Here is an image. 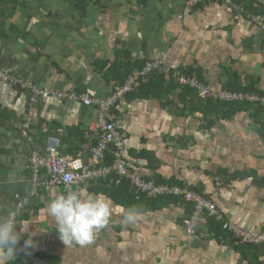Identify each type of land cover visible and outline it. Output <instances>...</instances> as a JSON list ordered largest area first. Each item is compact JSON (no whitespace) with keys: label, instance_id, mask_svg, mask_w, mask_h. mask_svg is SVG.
I'll return each mask as SVG.
<instances>
[{"label":"crops","instance_id":"1","mask_svg":"<svg viewBox=\"0 0 264 264\" xmlns=\"http://www.w3.org/2000/svg\"><path fill=\"white\" fill-rule=\"evenodd\" d=\"M239 1L249 13L264 12V0ZM118 49L127 51L132 63L165 54L171 70L167 85L174 83L172 70L192 68L193 74L184 75L199 71L206 84L224 89L229 68L241 85L251 77L264 92V32L248 15L228 14L219 3L188 8L186 0H0V72L42 88L107 97L119 84L107 82L103 64H113ZM180 92L165 90L161 99L127 96L112 110L129 147V169L149 180L160 176L196 187L227 221L253 233L263 231L264 185L241 177L254 171L264 179V140L253 121L234 110L206 127L202 114L182 113ZM96 116L95 108L66 100L32 102L28 91L0 81V212L13 208L18 198L27 200L20 222L28 232L21 245L29 232L39 242L30 255L18 253L15 264H264V245L234 246L231 233L216 239L206 223L188 236L183 221L191 205L135 195L126 207L104 194L100 182L79 188L108 199L109 224L91 243L63 244L57 232H50L55 224L47 204L64 191L31 197L28 159L43 152L50 138L59 140L65 155L89 148L97 134L87 123ZM27 122L33 142L21 133ZM133 209L137 219L125 223Z\"/></svg>","mask_w":264,"mask_h":264},{"label":"built area","instance_id":"2","mask_svg":"<svg viewBox=\"0 0 264 264\" xmlns=\"http://www.w3.org/2000/svg\"><path fill=\"white\" fill-rule=\"evenodd\" d=\"M207 2L223 5L231 15L241 16L246 12L243 6H238L233 0H186V6L194 8ZM251 22L264 32V14H253ZM164 55L162 53L159 57L148 61L143 69L130 75L123 85L107 97H97L88 91L42 88L12 74L0 72V81L28 91L32 102L40 97H51L95 108L97 111L96 118L87 123L88 129L97 134L96 143L89 148L78 151L75 155H65L59 151V140L50 138L43 152L35 151L30 155L27 168L32 178L31 197L38 195L39 191L49 192L54 189L70 191L91 183L105 182L108 187L128 183L138 198L172 197L191 205V213L183 221L188 236L196 235L206 223V216H209L222 221L223 228L234 236L237 244L264 245V230L253 233L227 221L215 202L204 195L187 187L157 184L129 169L127 162L129 147L125 135L112 120L111 113L119 102L137 89L151 74H167L171 71L165 64ZM173 78L179 86L193 90L202 99L227 103H258L264 107V95L214 89L196 75H184L177 71L173 72ZM21 133L25 140L33 142L34 132L30 122L23 125ZM86 154H88L87 158ZM109 156L112 157L110 162H108ZM14 207L19 208L23 214L24 200L18 198Z\"/></svg>","mask_w":264,"mask_h":264},{"label":"trees","instance_id":"3","mask_svg":"<svg viewBox=\"0 0 264 264\" xmlns=\"http://www.w3.org/2000/svg\"><path fill=\"white\" fill-rule=\"evenodd\" d=\"M12 1V0H8ZM238 6L241 5L244 7L243 4L240 3L239 0H233ZM142 4L146 3V1H141ZM203 5V4H201ZM199 5V6H201ZM195 8V7H194ZM255 13H261L264 14V12H254L249 13L247 10L246 12H243L242 15H248L249 19L251 20V17ZM148 61H140L137 63H132L130 61V54L127 51H122L120 49L117 50V57L116 61L111 64L109 67L107 64H103V69H106L103 76L107 80L108 83H115L117 82L119 86L123 85L128 77L135 73L138 70L143 69L145 64ZM103 71V70H102ZM192 71L194 69H180L179 72L182 74H193ZM197 71V70H195ZM226 73V85L224 87L225 90L233 91V92H244V93H255L259 95H264L263 91H260L257 88V81L252 79L251 77L247 78V84L241 85L238 81V78L236 76L235 72H231V69H225ZM173 72H176V70H172L171 77L173 78ZM197 76L204 81L201 73L197 71ZM174 83L169 82L167 85V77L166 74L162 73H153L147 78V82H143L140 84V86L131 94L128 95V98L130 99H152L157 98L161 99L165 93L164 91L167 90L169 92L176 91V89H180V97L179 100L184 102L185 106L182 113L188 114V113H200L203 115L204 118H206V127H212L215 124V121L219 119L221 116L226 117L231 112L235 111H243L248 113L249 119L253 121L254 128H256V132L261 138V140H264V107L257 104H251L247 102L242 103H227V102H221V101H214L213 99H202L200 98L193 90L179 86L176 80L173 78ZM205 82V81H204ZM171 83V84H170ZM176 83V84H175ZM206 83V82H205ZM167 93V92H166ZM78 129H76L77 131ZM112 160V157L109 156L108 162ZM240 174V173H239ZM237 178H239V175H236ZM242 178L249 177L252 179L253 183L256 185H264V179H258L255 175L254 171H251L249 174H242ZM154 180V179H153ZM155 182L157 184H170V185H178L181 187H187L182 182H178L175 180H165L162 177H158L155 179ZM101 184V190L104 194L111 197L117 204L129 207L132 205L135 197L134 191L131 189L130 185L128 183H125L121 186H111L108 187L105 182H100ZM195 192H198L202 195H204L198 188L196 187H187ZM205 196V195H204ZM208 198L207 196H205ZM162 200H167L171 202H180L179 199L176 198H167L163 197L160 198ZM184 204V203H183ZM189 216V215H188ZM206 231L209 233V235H212L216 239H219L221 237H226L225 233L229 234L227 230L223 228V222L220 220H217L215 217H209L206 216V224H205ZM200 232V231H199ZM231 235V234H230ZM233 236V235H231ZM236 240H233V245L236 244ZM239 245V244H238Z\"/></svg>","mask_w":264,"mask_h":264},{"label":"clouds","instance_id":"4","mask_svg":"<svg viewBox=\"0 0 264 264\" xmlns=\"http://www.w3.org/2000/svg\"><path fill=\"white\" fill-rule=\"evenodd\" d=\"M27 203L25 200L24 204ZM47 213L53 218L55 231L63 244L83 246L91 243L96 233L109 224L111 205L102 195L76 188L51 197ZM21 215V210L15 207L0 212V264H15L18 253L30 255L31 250L39 247V242L33 238L35 232H29L21 245L24 233L28 232V227L20 222ZM137 217V210H129L124 222H134Z\"/></svg>","mask_w":264,"mask_h":264},{"label":"rangeland","instance_id":"5","mask_svg":"<svg viewBox=\"0 0 264 264\" xmlns=\"http://www.w3.org/2000/svg\"><path fill=\"white\" fill-rule=\"evenodd\" d=\"M226 12H227V10H226ZM228 14H229V13H228ZM241 16H242V15H241ZM223 178H225V176H222V174H221L219 180H220V179L222 180ZM212 180H215L214 177H212ZM221 180H220V181H221ZM258 186H261V185H258ZM255 190L259 191V188H256ZM50 232H56V231H55V230H50ZM52 246H54V244H53Z\"/></svg>","mask_w":264,"mask_h":264}]
</instances>
